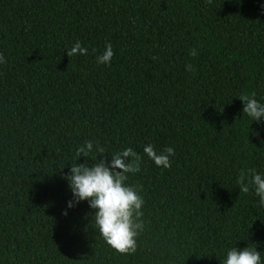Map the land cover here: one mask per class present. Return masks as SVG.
Masks as SVG:
<instances>
[{
	"label": "trees",
	"instance_id": "obj_1",
	"mask_svg": "<svg viewBox=\"0 0 264 264\" xmlns=\"http://www.w3.org/2000/svg\"><path fill=\"white\" fill-rule=\"evenodd\" d=\"M261 5L0 0V264H223L232 246L264 261V207L236 183L264 172V123L239 99L264 103ZM77 40L88 53L68 57ZM107 42L113 58L97 64ZM88 140L105 153L77 163L125 147L142 158L127 181L145 201L132 254L104 242L86 201L63 214V174ZM148 143L173 147L169 168Z\"/></svg>",
	"mask_w": 264,
	"mask_h": 264
},
{
	"label": "clouds",
	"instance_id": "obj_2",
	"mask_svg": "<svg viewBox=\"0 0 264 264\" xmlns=\"http://www.w3.org/2000/svg\"><path fill=\"white\" fill-rule=\"evenodd\" d=\"M264 8V5H261ZM67 56L86 55L88 49L77 40L69 49ZM195 49L190 50L189 55L195 56ZM113 45L105 43L104 50L96 56V63L108 65L113 58ZM5 62L3 54H0V64ZM186 71H192V65L185 66ZM255 93L241 95L243 103L242 113L252 121L264 123V103L255 98ZM88 140L76 149V163L69 165L68 173L63 174L67 182L71 199L66 201V210L73 208L81 201H86L88 207L94 212L91 219L95 230L104 242L120 254H132L136 251L137 237L144 228L141 217L142 205L145 203L139 194L138 186L127 183L129 174L140 171L142 158L132 147H125L111 155V159H97L98 154L105 153L103 147L96 142ZM95 152V161L89 163H77L81 156L90 158ZM146 154L155 166L167 169L171 166L170 157L174 156L173 147H165L157 151L153 144L148 143L143 147ZM64 167V166H63ZM61 167V168H63ZM236 183L241 193L247 194L251 189L264 207V172L255 168L241 171ZM223 264H264L260 252L254 247L244 248L230 247L225 249Z\"/></svg>",
	"mask_w": 264,
	"mask_h": 264
}]
</instances>
